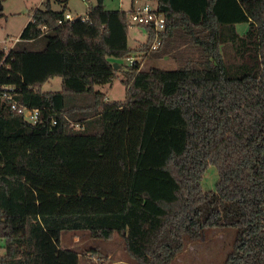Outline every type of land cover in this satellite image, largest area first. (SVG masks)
I'll use <instances>...</instances> for the list:
<instances>
[{"label":"trees","instance_id":"16d2710c","mask_svg":"<svg viewBox=\"0 0 264 264\" xmlns=\"http://www.w3.org/2000/svg\"><path fill=\"white\" fill-rule=\"evenodd\" d=\"M137 1L96 0L62 24L67 6L43 1L10 50L0 44V264H80L63 234L118 235L137 264H172L220 227L236 231L225 264H264V0H156L166 28L138 25L136 51L178 66L115 69L110 58L132 56ZM120 72L126 99L108 100L95 87ZM57 77L61 91H43Z\"/></svg>","mask_w":264,"mask_h":264},{"label":"rangeland","instance_id":"374dc122","mask_svg":"<svg viewBox=\"0 0 264 264\" xmlns=\"http://www.w3.org/2000/svg\"><path fill=\"white\" fill-rule=\"evenodd\" d=\"M43 1L47 0H5L0 4V44L8 52L17 42L25 26L31 18V13L37 8L43 7ZM55 11H62L67 5V13L72 17H85L90 6L96 4V0H50ZM152 7L156 6L155 0H142ZM131 0H105L107 10L131 9ZM247 25V24H239ZM241 33V28H239ZM147 32L140 26L132 23L128 33V46L133 50L130 59L117 60L110 58L114 64L129 66L139 62L143 69L151 67L173 70L178 64L169 56L163 58H145L143 52L136 49L147 40ZM123 74L120 72L112 83L98 85L96 90L107 94L108 100L124 101L126 99V88L122 83ZM62 89V79L57 77L43 87L45 92H58ZM219 177L215 167L211 166L203 178L205 190H214ZM236 231L220 227L213 231H207L206 237L187 243L184 251L172 264H225L226 258L233 249ZM63 246L74 247L80 254V264H137L126 252L123 239L116 235L111 241L95 240L85 235L72 239L70 234L61 237ZM3 242L0 240V255H3ZM99 247L103 255L107 254L101 262L98 257H93L89 249Z\"/></svg>","mask_w":264,"mask_h":264},{"label":"built area","instance_id":"2783aa9c","mask_svg":"<svg viewBox=\"0 0 264 264\" xmlns=\"http://www.w3.org/2000/svg\"><path fill=\"white\" fill-rule=\"evenodd\" d=\"M156 1V0H155ZM131 22L136 25H150L153 26L156 32L164 31L166 28V19L163 13L159 12L157 2L156 6L152 7L147 2L137 1L132 11L129 14ZM81 17V16H79ZM79 17H72L71 14L66 13L65 18L59 20V24L64 21H73ZM84 20L86 18L84 17ZM161 44L159 38L156 39L153 49H157ZM4 98L12 101V109L17 110L19 113L24 115V118L28 122L37 123L39 119V111L32 110L25 107L19 108L17 102L14 101L13 89L9 87H3Z\"/></svg>","mask_w":264,"mask_h":264},{"label":"crops","instance_id":"0c3cea01","mask_svg":"<svg viewBox=\"0 0 264 264\" xmlns=\"http://www.w3.org/2000/svg\"><path fill=\"white\" fill-rule=\"evenodd\" d=\"M67 6V5H65ZM239 28H241V33L239 32ZM248 29V26L247 25H237V31L240 33V34H244ZM1 247H4V244L3 246ZM4 249V248H3ZM3 253H4V250H3Z\"/></svg>","mask_w":264,"mask_h":264},{"label":"water","instance_id":"95a60500","mask_svg":"<svg viewBox=\"0 0 264 264\" xmlns=\"http://www.w3.org/2000/svg\"><path fill=\"white\" fill-rule=\"evenodd\" d=\"M115 69H119L120 65L114 64Z\"/></svg>","mask_w":264,"mask_h":264}]
</instances>
